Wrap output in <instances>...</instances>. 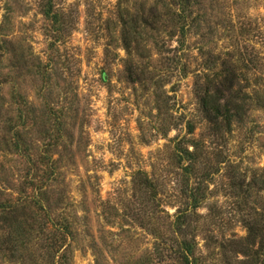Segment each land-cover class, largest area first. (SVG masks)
<instances>
[{
    "label": "rangeland",
    "instance_id": "obj_1",
    "mask_svg": "<svg viewBox=\"0 0 264 264\" xmlns=\"http://www.w3.org/2000/svg\"><path fill=\"white\" fill-rule=\"evenodd\" d=\"M233 73L239 117L211 123L201 97ZM0 104V194L27 208L0 264H185L183 243L256 264L264 0H0Z\"/></svg>",
    "mask_w": 264,
    "mask_h": 264
},
{
    "label": "trees",
    "instance_id": "obj_2",
    "mask_svg": "<svg viewBox=\"0 0 264 264\" xmlns=\"http://www.w3.org/2000/svg\"><path fill=\"white\" fill-rule=\"evenodd\" d=\"M53 12L50 10L44 12V15L47 18L52 17ZM160 23V18L155 17V23ZM129 35L125 37L126 48L127 50H131V45H133L131 40L129 39ZM137 43V42H136ZM228 73V72H226ZM225 74V72H224ZM237 82V76L233 73L225 77L224 79L218 78L211 81V86L205 91L204 95L201 97V107L204 113L207 116V119L211 123H218L220 120L224 121L227 125L231 126V123L235 117H239L241 106L238 105L235 98L231 100L226 99V94H231L235 88ZM212 89V90H211ZM1 110V104H0ZM192 128H190L189 133L192 134ZM195 146V145H194ZM186 157L193 156V153L189 150H186ZM187 157V158H188ZM197 192V191H196ZM196 192L191 193L189 198L191 201V209L196 210L201 202V197L198 196ZM27 208L21 207L18 204H14L10 201H3L2 194H0V213L1 218L0 221L8 228H13L19 222L20 217H24L27 215ZM191 221L189 218L188 210L179 211L176 216L175 224L178 228H183L186 225H189L188 222ZM264 228H260L257 226H248V242L249 244H256L258 239L264 237ZM261 241V240H259ZM250 244V245H251ZM259 244H262L261 242ZM253 246V245H252ZM185 251L183 254V259L185 264H201L197 260H191L194 257L193 246L190 243H183L181 246ZM264 253V245L260 246L258 250H256L255 254H249V252H243L244 256L253 258L254 262L257 264Z\"/></svg>",
    "mask_w": 264,
    "mask_h": 264
}]
</instances>
